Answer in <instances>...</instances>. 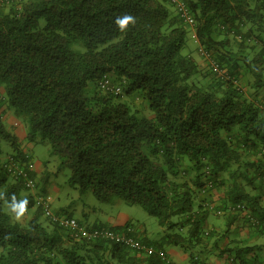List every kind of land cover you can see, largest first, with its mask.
I'll return each mask as SVG.
<instances>
[{
	"label": "trees",
	"instance_id": "trees-1",
	"mask_svg": "<svg viewBox=\"0 0 264 264\" xmlns=\"http://www.w3.org/2000/svg\"><path fill=\"white\" fill-rule=\"evenodd\" d=\"M182 1L193 24L173 0H25L0 11V264H165L168 244L206 264L199 254L213 234L210 214L227 216V227L258 219L264 230V0ZM124 16L133 19L122 30ZM189 27L208 76L184 51ZM102 77L121 92L102 89ZM141 96L149 115L132 100ZM20 119L25 140L49 144L72 185L142 206L157 218L161 241L130 223L78 218L88 229L124 231L139 248L45 225L36 202L48 193L47 175L31 171L30 188L1 162L33 160L11 128ZM2 140L12 151L3 153ZM188 171L191 180L182 177ZM13 194L28 199L30 219L11 213ZM254 248L225 251L230 264H257L246 257Z\"/></svg>",
	"mask_w": 264,
	"mask_h": 264
},
{
	"label": "rangeland",
	"instance_id": "rangeland-1",
	"mask_svg": "<svg viewBox=\"0 0 264 264\" xmlns=\"http://www.w3.org/2000/svg\"><path fill=\"white\" fill-rule=\"evenodd\" d=\"M21 1L25 0H0V11H8L10 7L19 8L21 5ZM189 38L188 44L185 47V52H191L196 61L198 62L200 69L203 74L210 75V68L203 57H201L196 50V38L194 35V27H189ZM252 78H250L251 80ZM242 82V81H241ZM245 83V82H244ZM244 83H241L244 90L251 93L249 90V86ZM263 92H260L262 94ZM123 99H127V96L124 95ZM134 103L146 112V114H151V110L147 107L146 101L141 97H134L132 99ZM13 118V114L11 112L7 113L8 118ZM20 127L24 129L27 128L25 121L19 120ZM24 149L29 151L32 155L33 162L35 164V169L37 168L42 170V173L39 172V176L41 174L47 175V184L48 189H51L55 195H57V199L53 203V208L57 209L58 206L64 203H72V207H68L67 210L73 213L75 216L82 217V212H86L89 214V217L84 218V220H88V224H94L98 222V224H103L109 227H121L128 223L133 224L132 226L136 227L137 230H143L146 228L148 237L152 241H161L162 237V229L158 224V220L155 216L150 215L142 206L140 205H131L127 203L120 197H114L110 202H103L99 200L91 190L87 189L84 192H81L79 189V185H72L70 181L71 171L70 169H62L58 170V166L60 164V157L58 155H53L50 152V145L42 142H32L29 140L24 141ZM1 146L3 148V153L12 151L10 143L6 140L1 141ZM195 176L194 172H187L183 174L182 177L191 180L192 177ZM219 191H223V188H217ZM30 211L28 214L24 215L25 220H28L32 217V212ZM23 219V216L20 217ZM216 219V218H215ZM45 225H47V218L45 216L41 219ZM212 237V236H211ZM172 249L169 250V257L175 258L176 251L181 252L182 248L177 246H171ZM187 262H183L182 264H186Z\"/></svg>",
	"mask_w": 264,
	"mask_h": 264
},
{
	"label": "crops",
	"instance_id": "crops-1",
	"mask_svg": "<svg viewBox=\"0 0 264 264\" xmlns=\"http://www.w3.org/2000/svg\"><path fill=\"white\" fill-rule=\"evenodd\" d=\"M8 122L12 123L13 118L8 117ZM14 122V121H13ZM12 130L14 133L20 137L21 141V147L25 144V134H26V128L20 127V124L18 126H12ZM36 172L39 174V172L42 173V170L37 168ZM38 179H41V177L38 175ZM214 195L217 196L219 194L218 200L215 201V204L218 205L222 199L220 195H222L221 191L213 190ZM46 196L50 199L52 204L57 199V195L53 193L51 189L48 190V193ZM264 204V200L262 201ZM72 203H64L57 207V209H67L68 207H72ZM70 212V211H69ZM73 214V213H72ZM74 215V214H73ZM75 216V215H74ZM77 218H81L79 216H75ZM83 221L85 223H89L86 217H89V214L86 212H82ZM216 218V219H215ZM232 219V218H231ZM230 219V221H232ZM228 217L227 216H218L214 214H210L208 217V225L210 228L213 229L212 237H210L206 242V247H204V253L201 255L199 254V259L206 262V264H230L228 261V252L225 251L228 248H234L236 246H243V247H255L253 250L249 251V253L246 255L248 258H257L258 262L257 264H264V230L257 229L255 226H253L251 223H247L245 220H243L241 217L236 218L233 220V223L231 226L227 227L225 224L227 223ZM228 231L226 232V230ZM263 247V249H259L258 246ZM171 246H174L173 244H168L166 246V252L169 255V250L172 249ZM177 247V246H175ZM174 251V249H172ZM173 260L174 264H182L183 262H187L186 264H196L191 261L189 257V253L184 251L183 249L181 252L176 251L175 258H171Z\"/></svg>",
	"mask_w": 264,
	"mask_h": 264
},
{
	"label": "built area",
	"instance_id": "built-area-1",
	"mask_svg": "<svg viewBox=\"0 0 264 264\" xmlns=\"http://www.w3.org/2000/svg\"><path fill=\"white\" fill-rule=\"evenodd\" d=\"M177 5V10L180 13V16L183 18V20L188 24L194 23V18L192 14L190 13L188 7L182 0H173ZM202 50V49H200ZM202 54H205L203 51H200ZM215 68H219V65L216 61H212ZM101 88L102 89H111L114 88L115 93H120L121 88L119 86H111L110 81L107 77H102L100 80ZM2 161H6L7 163H4L7 167V169L14 175L15 177H25V183L28 187L33 188L36 184V179L31 176V171L34 170V163L30 160H26L24 163L18 162V160H14L12 156H8L7 159H2ZM210 181V180H209ZM211 181L208 182V186H210ZM38 204L42 206L44 215L49 219L51 223L57 224L62 226L63 228L70 231L73 237L75 238H86L88 240H95V239H111L114 241H125L126 243H129L131 245H135L136 247H140V245L135 242L132 238H125V232L123 231H113L109 228H94V229H88L83 224H80L78 219L75 217L66 214V213H57L53 210L51 201L45 197L43 199H38ZM241 205V204H240ZM242 209H245L244 205H241ZM218 212H222L221 210ZM253 224H258V219H252L251 221ZM128 228V227H127ZM131 227H129L130 229ZM146 251L148 253H151L152 250L149 248H146ZM163 255V260L165 264H173L170 257Z\"/></svg>",
	"mask_w": 264,
	"mask_h": 264
},
{
	"label": "clouds",
	"instance_id": "clouds-1",
	"mask_svg": "<svg viewBox=\"0 0 264 264\" xmlns=\"http://www.w3.org/2000/svg\"><path fill=\"white\" fill-rule=\"evenodd\" d=\"M132 17L131 16H124V17H118L117 18V20H116V23H117V25L123 30L125 27H126V25L130 22V21H132ZM226 76H227V74H226ZM30 161H32L33 162V160H30ZM34 163V162H33ZM34 167H35V164H34ZM36 169L34 168V170L33 171H35ZM47 197V196H46ZM48 198V197H47ZM49 199V198H48ZM50 200V199H49ZM28 203H29V201H28V199L27 198H23V199H17V197H16V195L15 194H13L12 195V197H11V201L9 202V204H8V207H9V209H10V211H11V213H13L14 215H15V217L17 218V219H19L20 217H22L24 214H25V212L27 211V206H28ZM37 203V205H39L38 204V202H36ZM51 205H52V208H53V204H52V202H51ZM53 210L55 211V212H57L56 211V209H54L53 208ZM57 213H59V212H57ZM61 213H66V212H61ZM66 214H69V213H66ZM70 215V214H69ZM43 216H45L44 215V212H43ZM71 216H73V217H75L74 215H71ZM46 217V216H45ZM47 218V217H46ZM76 219H78L77 217H75ZM47 222L48 223H51L50 221H49V219L47 218ZM51 224H54V223H51ZM54 225H57V224H54ZM252 225L254 226V224L252 223ZM65 229V228H64ZM210 238V237H209ZM171 259V258H170ZM172 260V259H171ZM172 262H173V260H172ZM174 264V263H173Z\"/></svg>",
	"mask_w": 264,
	"mask_h": 264
}]
</instances>
